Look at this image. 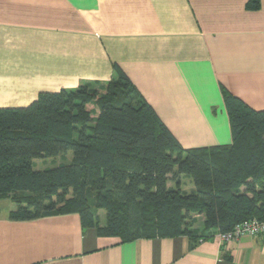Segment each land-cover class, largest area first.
Listing matches in <instances>:
<instances>
[{
    "label": "crops",
    "instance_id": "obj_1",
    "mask_svg": "<svg viewBox=\"0 0 264 264\" xmlns=\"http://www.w3.org/2000/svg\"><path fill=\"white\" fill-rule=\"evenodd\" d=\"M250 1L0 0V108L105 93L122 73L183 148L231 145L224 91L264 110V0ZM14 209L0 201V264H264L263 237L122 243L77 214L12 221Z\"/></svg>",
    "mask_w": 264,
    "mask_h": 264
},
{
    "label": "trees",
    "instance_id": "obj_2",
    "mask_svg": "<svg viewBox=\"0 0 264 264\" xmlns=\"http://www.w3.org/2000/svg\"><path fill=\"white\" fill-rule=\"evenodd\" d=\"M260 8V0L247 5ZM224 101L233 142L202 149L183 148L122 73L105 93L82 86L0 108V201L15 205L12 221L77 214L84 229L122 243L196 244L264 221V110L227 91ZM69 153V165L35 169L37 160ZM186 176L191 194L182 189Z\"/></svg>",
    "mask_w": 264,
    "mask_h": 264
},
{
    "label": "built area",
    "instance_id": "obj_3",
    "mask_svg": "<svg viewBox=\"0 0 264 264\" xmlns=\"http://www.w3.org/2000/svg\"><path fill=\"white\" fill-rule=\"evenodd\" d=\"M244 236L264 238V221L252 220L240 223L230 232L219 233L216 239L224 244L239 240Z\"/></svg>",
    "mask_w": 264,
    "mask_h": 264
},
{
    "label": "rangeland",
    "instance_id": "obj_4",
    "mask_svg": "<svg viewBox=\"0 0 264 264\" xmlns=\"http://www.w3.org/2000/svg\"><path fill=\"white\" fill-rule=\"evenodd\" d=\"M103 93V92H101ZM89 110L95 109L96 111H98V108H95V106L90 105ZM72 153H69L68 156H63L61 158L58 159H50V160H37L35 161V169L36 170H44L46 168H57L60 166H65V165H69L72 162ZM183 192L185 194H191L194 192V184L192 182V179L190 177H184L183 178ZM198 223H197V227L202 228L203 227V218L202 217H198L197 218Z\"/></svg>",
    "mask_w": 264,
    "mask_h": 264
}]
</instances>
